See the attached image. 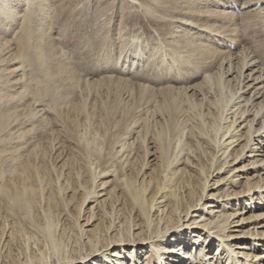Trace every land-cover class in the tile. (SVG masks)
<instances>
[{
    "label": "bare ground",
    "instance_id": "1",
    "mask_svg": "<svg viewBox=\"0 0 264 264\" xmlns=\"http://www.w3.org/2000/svg\"><path fill=\"white\" fill-rule=\"evenodd\" d=\"M206 1L215 9L179 7L183 41L162 58V88L87 79L90 89L117 86L111 105L70 102L71 91L28 102L20 74L32 48L42 63L47 49L30 31L12 44L0 38L16 92L0 88V264H264V35L242 40L251 14L264 22V0H234L241 15L220 8L233 0ZM0 6L6 17L18 10ZM229 14L245 20L228 23V37L205 25Z\"/></svg>",
    "mask_w": 264,
    "mask_h": 264
},
{
    "label": "rangeland",
    "instance_id": "2",
    "mask_svg": "<svg viewBox=\"0 0 264 264\" xmlns=\"http://www.w3.org/2000/svg\"><path fill=\"white\" fill-rule=\"evenodd\" d=\"M194 1L196 3L199 2L197 0ZM11 2L12 6L14 5L13 7L18 9L16 11L13 8L17 14L12 11L11 15L8 12V17H6L0 12V38L3 39L4 42L8 41L9 44H12V42H16L15 40H17V38H21L26 31H30V42H36L35 40L41 38L42 41L40 43L45 47V50L47 49V63H42L39 61L38 55H36L35 48H32L26 58L28 63L24 65V70L20 74L21 77L24 74L26 78L25 82L30 85L28 86L31 96L28 102L32 101L31 99L34 98L33 94L37 92L41 93L40 100L48 103L51 102L52 93L56 94L57 92L64 94L71 91L68 96L70 102H86L92 105V103L100 101L111 105L116 102V97L119 98L114 91L115 88L117 89L116 85L110 86L111 90L107 92L105 89L107 85L105 84L99 86L95 85L92 89L85 84L87 79L93 82L109 75L116 76L114 82H116L119 77H127L129 79V86H131V88L134 86L136 90L138 89L137 85L140 83L145 85L148 84L150 87H155V89H160L165 85L162 84V76L165 78L168 75L166 74V70L162 67V58L165 57L167 49L168 52H170V49L177 51L178 46H180V42L178 41H183L180 40L181 29L177 26L176 22L179 18L183 17L179 15L177 11H179L181 7L186 6V0H18L16 3L11 0ZM191 2L193 3V0H191ZM209 2L210 1L205 0L204 3L202 0L201 3H198L197 9L207 11L210 8V10H214L215 5ZM232 2L236 3V5H231L228 9H225L227 8L226 6L220 8L227 11H234L238 14L242 13L243 10L239 5L242 1H238L237 3L233 0ZM187 5L190 4L187 3ZM9 15L11 18H9ZM174 16L178 18H174ZM228 16L230 18L227 16L222 18L213 16V20L211 19L213 22H211L210 19L207 20V22L210 21V24L206 21L204 22L207 23H205L206 26L210 25V31L215 33L218 32L216 36L224 37L225 35L228 37L226 33V31H229L227 28L228 25L231 26L234 21L240 22L245 20V17L237 18V16H231L230 14ZM251 16L253 15L251 14ZM251 16H249L251 20L249 17H246L251 21L248 26L244 27L242 23L244 35V39L242 40L248 43L251 37L257 35L256 31H260V38L264 35V22L260 16ZM215 17L218 20L214 22ZM27 23L28 25H26ZM213 23L217 24L218 27ZM172 36L173 38H171ZM231 39L234 40L235 38ZM235 42L238 43L239 41L236 40ZM262 42L263 41H259L250 44L256 45ZM48 43L50 44L48 45ZM213 47L224 49L219 43L214 44ZM231 48L233 50L239 49L234 44L231 45ZM124 50L125 53L122 58L120 56ZM5 57L0 60V88L2 92L9 91L8 93L16 94L14 91L13 93L10 92L11 89L14 88L10 81L11 79L14 80L10 72L12 67L11 60L13 62V59ZM128 57L131 58L128 59ZM125 61H127L126 68L122 73L117 68L120 67L122 69L125 67ZM60 64H64V71L59 68ZM192 66L195 67L194 65ZM108 67L109 69H106ZM116 69L117 72H115ZM190 70L193 73L195 72V69ZM47 73L51 74L54 80L46 77ZM1 82H4L3 84L5 87L1 85ZM47 83L51 88L49 95L43 91ZM84 85L85 87L83 88ZM73 89L75 90L73 91ZM86 89L89 91L87 92ZM17 100L18 99L15 101ZM46 108L48 109L47 105ZM29 128L31 127H28V129ZM52 136L53 135H48L50 138ZM62 136L57 133L52 138H55L56 144L62 145L61 147L65 148L69 146L67 148L69 149V140ZM47 140L49 141V139H46V142ZM258 145L259 141L256 142V148ZM149 147L151 153H154V144L150 143ZM153 158L154 157L151 156L150 160ZM245 216H249V213ZM249 226L251 227L252 225ZM249 226L247 225L244 227L243 231L248 229ZM29 232L33 231L29 229ZM23 241V238H18V242L16 240V243L12 245L16 253H18L20 249H25ZM128 249L131 250L130 252L133 250L131 247ZM215 252L216 245L211 250V253ZM196 255L199 256V253ZM199 257L203 260V255ZM203 261L205 262V260Z\"/></svg>",
    "mask_w": 264,
    "mask_h": 264
}]
</instances>
